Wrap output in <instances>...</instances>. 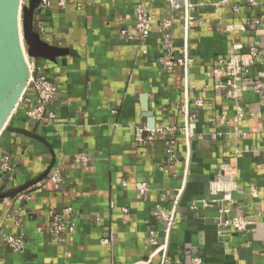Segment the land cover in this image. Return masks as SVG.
<instances>
[{
	"label": "crops",
	"instance_id": "crops-1",
	"mask_svg": "<svg viewBox=\"0 0 264 264\" xmlns=\"http://www.w3.org/2000/svg\"><path fill=\"white\" fill-rule=\"evenodd\" d=\"M189 2L195 22L186 81L178 66L167 71L160 64L167 44L175 51L183 46L182 0H63L62 6L52 0L35 12L41 38L73 55L45 61L44 74L57 88L49 105L54 118L29 121L24 109L30 105L21 103L7 126L48 146L9 130L0 134V158L6 156L12 169L0 174V193L40 176L50 150L55 155L45 180L0 200V264H159L147 244L148 232L161 230L153 212L169 209L181 187L170 264L193 258L264 264V96L253 87L264 81V65L249 68L237 100L214 88L222 76H207L235 46L242 54L251 47L264 53V34L252 23L264 28V3ZM139 7L152 19L145 40L135 30ZM137 129L160 132L138 142ZM78 157L87 163H74ZM57 170L61 184L55 188L47 179ZM140 183L149 188L144 196ZM65 209L69 225L51 234L54 217ZM236 217L251 223L244 232L220 228ZM8 236L22 239L20 251L7 246Z\"/></svg>",
	"mask_w": 264,
	"mask_h": 264
},
{
	"label": "built area",
	"instance_id": "built-area-1",
	"mask_svg": "<svg viewBox=\"0 0 264 264\" xmlns=\"http://www.w3.org/2000/svg\"><path fill=\"white\" fill-rule=\"evenodd\" d=\"M26 1L27 0H21V5H25ZM182 1L184 4L183 46L180 50L175 51L171 44H167L166 54L164 58L160 60V64L162 68L167 71H171L174 66H178L182 70L184 79L186 81L188 72L193 65V60L191 59L188 51V35L195 21L188 15V10L192 6L189 0ZM247 2L253 7H258L260 3H264V0H247ZM51 4L52 0H41L38 9L46 10L51 6ZM57 4L62 6L63 0H57ZM252 23L257 27L256 32L258 34H264V28L259 27V20H252ZM151 26L152 19L148 11L140 7L137 8L135 30L139 39L145 40L148 37ZM162 27L164 30H167L170 27V22H163ZM165 38H168L167 34H165ZM236 49H238V46L233 48L227 60L218 61L217 66L207 74L209 77L222 76L224 78V81L215 84L214 88L225 92L226 97L232 100H237L239 98L241 85L244 83V78L248 74L249 68L259 63L264 65V53L262 51L251 47L246 54H242L236 52ZM27 66L29 69V77L27 79L24 92L19 100L18 106L21 103L30 105L24 109V117L27 120L44 124L49 123L54 118L52 111L49 109V105L55 98L57 88L47 79L44 74V72L47 70V64L45 61L28 58ZM253 87L256 92L264 96V81L255 82ZM28 94H31V97H28ZM195 103L197 106H201L200 102L196 101ZM184 113L187 117L188 112L186 106L184 108ZM236 117L237 120H241L244 117L243 112L240 109H238ZM224 121L226 120H223V122ZM159 132L160 130L154 131L137 129L135 138L138 142L151 141L154 135ZM172 160V156H169L167 162L170 163ZM74 163L85 165L87 163V159L85 157H78L74 159ZM11 170L12 169L8 165V158L6 156L1 157L0 174L11 172ZM47 184L53 185L55 188L61 184V175L58 170L47 179ZM148 189L149 188L145 183H140L137 185V190L141 196L146 195ZM182 191V187L175 190V195L172 199V205L169 209L157 207L153 212V216L161 224V230L159 232L154 230L149 231L147 244L151 247L150 258L159 256V264H170L167 258L168 244L171 231L176 224V214ZM69 214L70 210L65 209L63 210L62 214L54 217L53 225L50 229L51 234L58 235L64 231V229L69 225ZM250 224L251 223L249 221L240 217H236L222 222L220 224V228H232L237 232H244L247 227L250 226ZM5 242L7 246L14 252L20 251L23 247V242L20 237L8 236ZM103 243H106V241H103ZM201 263L202 262L200 258H193L190 262V264Z\"/></svg>",
	"mask_w": 264,
	"mask_h": 264
},
{
	"label": "water",
	"instance_id": "water-1",
	"mask_svg": "<svg viewBox=\"0 0 264 264\" xmlns=\"http://www.w3.org/2000/svg\"><path fill=\"white\" fill-rule=\"evenodd\" d=\"M40 3L41 0H27L22 6L21 0H0V134L4 130H9L48 146L36 135L7 127L18 107L29 77L25 55L29 59L51 63L56 62L58 58L73 55L67 49L50 45L35 31L34 15ZM145 116L149 117L147 114ZM152 127L153 123L150 121L148 128ZM50 157L48 166L40 176L21 186L1 192L0 200L14 198L45 180L55 164V155L51 150Z\"/></svg>",
	"mask_w": 264,
	"mask_h": 264
},
{
	"label": "rangeland",
	"instance_id": "rangeland-1",
	"mask_svg": "<svg viewBox=\"0 0 264 264\" xmlns=\"http://www.w3.org/2000/svg\"><path fill=\"white\" fill-rule=\"evenodd\" d=\"M8 126H9V123H8Z\"/></svg>",
	"mask_w": 264,
	"mask_h": 264
},
{
	"label": "bare ground",
	"instance_id": "bare-ground-1",
	"mask_svg": "<svg viewBox=\"0 0 264 264\" xmlns=\"http://www.w3.org/2000/svg\"><path fill=\"white\" fill-rule=\"evenodd\" d=\"M27 58V57H26Z\"/></svg>",
	"mask_w": 264,
	"mask_h": 264
}]
</instances>
